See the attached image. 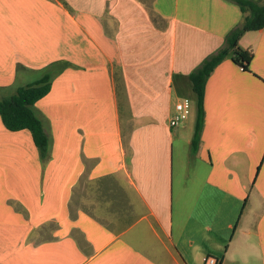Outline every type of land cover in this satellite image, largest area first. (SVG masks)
<instances>
[{
    "label": "crops",
    "instance_id": "crops-1",
    "mask_svg": "<svg viewBox=\"0 0 264 264\" xmlns=\"http://www.w3.org/2000/svg\"><path fill=\"white\" fill-rule=\"evenodd\" d=\"M246 15L230 0H0V99L69 64L34 105L46 162L0 119V264H264V28L238 41L247 71L226 57L208 77L194 153L195 118L168 124Z\"/></svg>",
    "mask_w": 264,
    "mask_h": 264
},
{
    "label": "trees",
    "instance_id": "trees-1",
    "mask_svg": "<svg viewBox=\"0 0 264 264\" xmlns=\"http://www.w3.org/2000/svg\"><path fill=\"white\" fill-rule=\"evenodd\" d=\"M236 4L242 14L246 13L242 22L232 29L224 38V45L217 52L206 57L200 65L188 75L191 92L195 102L194 134L190 143L191 152L197 150L203 122V100L205 84L213 70L226 57L243 71L248 70L252 55L238 46V41L245 32L264 28V1L230 0ZM68 63L58 61L48 65L41 71L39 79L16 89L14 95L0 99V119L6 130L16 132L28 130L38 151L41 162H46L50 155V140L44 130L43 121L38 116L34 105L46 96L52 80L60 74ZM17 70L23 69L20 66Z\"/></svg>",
    "mask_w": 264,
    "mask_h": 264
},
{
    "label": "built area",
    "instance_id": "built-area-1",
    "mask_svg": "<svg viewBox=\"0 0 264 264\" xmlns=\"http://www.w3.org/2000/svg\"><path fill=\"white\" fill-rule=\"evenodd\" d=\"M191 101L189 98H180L174 105V114L169 119L168 124L170 127H177L182 124L190 114ZM203 264H218L217 260L213 257H205L202 259Z\"/></svg>",
    "mask_w": 264,
    "mask_h": 264
},
{
    "label": "rangeland",
    "instance_id": "rangeland-1",
    "mask_svg": "<svg viewBox=\"0 0 264 264\" xmlns=\"http://www.w3.org/2000/svg\"><path fill=\"white\" fill-rule=\"evenodd\" d=\"M191 103H192V106H191L190 114L188 115V119L189 120L195 118V114H196L195 113V102H194V99H192Z\"/></svg>",
    "mask_w": 264,
    "mask_h": 264
}]
</instances>
